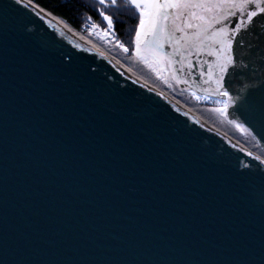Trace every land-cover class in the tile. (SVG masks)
<instances>
[{"label":"water","instance_id":"water-1","mask_svg":"<svg viewBox=\"0 0 264 264\" xmlns=\"http://www.w3.org/2000/svg\"><path fill=\"white\" fill-rule=\"evenodd\" d=\"M133 1L149 84L264 143V0ZM0 264H264V166L0 0Z\"/></svg>","mask_w":264,"mask_h":264},{"label":"bare ground","instance_id":"bare-ground-1","mask_svg":"<svg viewBox=\"0 0 264 264\" xmlns=\"http://www.w3.org/2000/svg\"><path fill=\"white\" fill-rule=\"evenodd\" d=\"M16 1L24 4L35 14L54 25L63 34H65L78 46H80L81 49H83L85 52L96 56L101 62L107 64L119 73L121 72L123 73V75L128 76L153 94L157 95L165 102H168L173 107L181 110L184 114L199 123L200 126L205 130L209 131L219 138H222L235 148L245 152L253 161L264 166V143H262L261 141L256 140L261 151H257L256 149L247 146L240 138L234 136L230 128L209 117L207 114L201 113L193 106H191L188 100L184 99L183 96L177 94V91H179L178 87L156 88L150 85L145 76V71L142 69L141 63H138L135 67L128 66L119 58L107 51L102 45L97 43V41L91 38L88 34L77 31L65 20L55 16L32 0ZM228 102L229 112L232 115L236 116L233 112L235 109H238L240 107L239 99L236 97L234 101L228 100ZM229 124L233 125L231 123Z\"/></svg>","mask_w":264,"mask_h":264},{"label":"rangeland","instance_id":"rangeland-1","mask_svg":"<svg viewBox=\"0 0 264 264\" xmlns=\"http://www.w3.org/2000/svg\"><path fill=\"white\" fill-rule=\"evenodd\" d=\"M84 2H89L93 6L99 5L101 9L111 12L112 5L116 4L117 0H111L109 6L104 5V0H82ZM125 1V0H124ZM134 4V1L131 0ZM140 11V10H139ZM141 22L137 26V34L135 38V44L132 50L126 49L124 45L118 42L115 34L114 22L111 18L105 14H102L104 23L89 18H84L82 24L85 30V34H88L97 43L102 45L107 51L119 58L128 66L135 67L138 63L142 64V69L145 71V56H146V10L141 9ZM180 95V92L177 91ZM182 96V95H181ZM184 99L188 100L191 106L200 111L201 113L207 114L209 117L218 121L219 123L230 128L234 134L240 138L244 144L247 146L261 151L256 138L249 132L248 129L240 130L236 126L230 125L225 121V114L229 112V102L228 100L211 99V98H201L192 96H183Z\"/></svg>","mask_w":264,"mask_h":264},{"label":"trees","instance_id":"trees-1","mask_svg":"<svg viewBox=\"0 0 264 264\" xmlns=\"http://www.w3.org/2000/svg\"><path fill=\"white\" fill-rule=\"evenodd\" d=\"M39 6L51 12L55 16L65 20L74 29L84 32L82 20L89 18L104 23L102 14L111 18L114 22L115 34L118 42L122 43L126 49L132 50L135 44L137 26L141 22V7L135 6L131 0H117L112 5L111 12L101 9L99 5L93 6L89 2L82 0H32ZM109 7L106 8H110ZM140 10V11H139ZM99 24V23H98Z\"/></svg>","mask_w":264,"mask_h":264}]
</instances>
